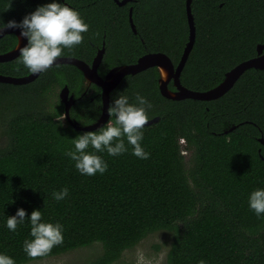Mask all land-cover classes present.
I'll use <instances>...</instances> for the list:
<instances>
[{
    "label": "trees",
    "instance_id": "trees-1",
    "mask_svg": "<svg viewBox=\"0 0 264 264\" xmlns=\"http://www.w3.org/2000/svg\"><path fill=\"white\" fill-rule=\"evenodd\" d=\"M50 2L0 0V21L19 22ZM65 2L80 12L89 30L61 57L92 64L105 42L101 77L152 53L168 55L177 67L189 42L187 0H132L122 7L114 0ZM192 13L197 38L181 82L207 92L257 56L264 41V0H193ZM17 44L13 34L0 39V55ZM18 59L0 63V74H32L23 66L17 71ZM65 86L79 100L73 119L83 125L96 121L102 91L91 85L89 97L75 66H53L28 85L0 83V132L7 140L0 146V251L16 264H30L99 244V255L83 264H122L128 251L164 231L171 236L167 264H198L202 258L208 264H264V217L257 218L247 203L252 190L264 187V70H248L216 101L165 98L157 68L127 76L111 101L124 92L131 102L139 92L151 102L150 120H160L144 128L142 144L150 158L141 160L130 148L118 157L98 153L109 167L94 176H82L64 155L72 147L70 139L90 131H79L66 119L63 125L60 100L56 112L47 108L49 96ZM169 88L175 90L172 82ZM82 109L89 112L86 121ZM182 141L191 153L189 164ZM65 186L69 196L53 200L52 192ZM17 208L29 215L39 209L44 221H59L63 243L30 261L22 248L31 239L27 219L15 233L5 227Z\"/></svg>",
    "mask_w": 264,
    "mask_h": 264
},
{
    "label": "clouds",
    "instance_id": "clouds-1",
    "mask_svg": "<svg viewBox=\"0 0 264 264\" xmlns=\"http://www.w3.org/2000/svg\"><path fill=\"white\" fill-rule=\"evenodd\" d=\"M5 29H19V37L27 41L25 46L19 48L17 71L23 66L31 73L39 74L52 67L57 58L65 54V49L71 51L79 46L84 40L83 34L89 30V24L65 0H51L50 3L37 6L19 22L0 21V33ZM162 78H166L163 70ZM151 108V102L139 92L134 94L131 102L124 92L117 93L107 109L111 119L96 131L70 139L72 147L64 155L74 162L75 169L82 176L102 175L108 170V162L98 153L118 157L129 152L130 148L133 156L141 160L149 159L150 153L145 150L142 141ZM68 196L67 186L52 192V199L57 202ZM247 203L257 218L264 217V187L252 190ZM26 219L30 224L31 239H25L22 248L30 261L46 256L63 243L64 226L59 221H44L39 209H34L29 215L24 208H17L14 215L7 216L5 227L15 233ZM0 264H16V261L0 251ZM198 264H208V261L202 258Z\"/></svg>",
    "mask_w": 264,
    "mask_h": 264
},
{
    "label": "water",
    "instance_id": "water-1",
    "mask_svg": "<svg viewBox=\"0 0 264 264\" xmlns=\"http://www.w3.org/2000/svg\"><path fill=\"white\" fill-rule=\"evenodd\" d=\"M118 6H126L132 0H114ZM193 0H187L186 9L188 16V24L190 28L189 42L184 50L182 59L179 65L176 67L172 59L164 53H152L141 57L137 63L126 66H119L113 68L105 78L99 75V68L104 60L106 54L105 44L102 49L98 51L97 56L93 60L92 64L80 60L74 57H58L54 62L53 66L58 65H72L77 67L82 73L89 84H94L102 89V113L99 119L88 126H82L76 121L71 120V110L75 105L76 100L74 94H71L68 86H65L60 93V100L65 106V118L68 119L70 124L79 131H96L102 127L106 122L111 119L109 117L107 109L111 103V93L119 86L124 78L133 75L136 76L143 73L151 68H157L160 73V91L162 96L173 101L183 100H197V101H216L225 96L231 91L240 78L248 71L252 69L264 70V41L257 48V56L251 60L243 62L242 64L235 67L232 71L226 74L225 80L216 88L207 92H195L182 85L181 75L188 62V59L194 49L197 30L195 25V19L192 13ZM130 23L135 34L138 33L134 20H133V9L130 10ZM16 35L18 38L17 46L5 54L0 55V63H7L19 58V48L25 46L27 43L26 39L19 37V29H5L3 33H0V39L7 35ZM52 66V67H53ZM51 68V67H50ZM162 70L166 73V78H162ZM43 73V72H42ZM30 74L25 77H11L0 74V83L12 84V85H28L35 82L41 75ZM174 84L175 90L169 88L170 83ZM160 120L156 117L149 120L148 124L151 125ZM233 127L231 130H234ZM261 144L264 145V138L261 140Z\"/></svg>",
    "mask_w": 264,
    "mask_h": 264
},
{
    "label": "rangeland",
    "instance_id": "rangeland-1",
    "mask_svg": "<svg viewBox=\"0 0 264 264\" xmlns=\"http://www.w3.org/2000/svg\"><path fill=\"white\" fill-rule=\"evenodd\" d=\"M62 89L63 88L56 89L55 92L51 96H49L47 108L52 112H56L58 110V100H60V93ZM100 115L98 116V118L100 117ZM81 116L82 120L86 121L84 119V113L82 111ZM63 119L65 118H61V120L63 121V125H65V120ZM5 141H7L6 138L0 132V146L6 143ZM182 143V151L187 159V164H189L191 153H189L184 148L185 144L183 141ZM170 240L171 236L167 232L162 231L152 234L141 244H139L134 250L128 251L122 259V264H167L166 256L170 245L167 246L166 244L169 243ZM100 248L101 246L99 244H96L93 246V248L89 247L85 249H79L66 255L46 259L43 261H36L30 264H83L87 261L92 260L95 257V254L96 256L99 255L101 251Z\"/></svg>",
    "mask_w": 264,
    "mask_h": 264
},
{
    "label": "flooded vegetation",
    "instance_id": "flooded-vegetation-1",
    "mask_svg": "<svg viewBox=\"0 0 264 264\" xmlns=\"http://www.w3.org/2000/svg\"><path fill=\"white\" fill-rule=\"evenodd\" d=\"M104 44H105V42L103 43V45H102V47L104 46ZM106 45V44H105ZM100 50V49H99ZM104 61V60H103ZM103 63V62H102ZM102 65V64H101ZM101 67V66H100ZM99 71H100V68H99ZM108 74V73H107ZM106 74V75H107ZM99 75H100V72H99ZM106 75H105V77H106ZM105 77H103V78H105ZM91 85H94V84H89V83H87V81H86V86H85V91L86 92H88V96L90 97L92 94H93V92H92V89H91ZM101 89V88H100ZM62 91V90H61ZM101 91H102V89H101ZM71 92V91H70ZM71 94H72V92H71ZM74 96H75V100H76V103H75V105L72 107V110H71V120L72 121H76V122H78L79 124H81L82 126H88V125H91V124H93V123H95V122H93V123H91V124H88V125H83V123L82 122H79V121H77V120H74L73 119V117H72V111L74 110V108H75V106L78 104V98H76V95L74 94ZM101 100H102V93H101ZM61 101V100H60ZM64 105V104H63ZM64 108H65V106H64ZM92 106L90 107V113H92ZM83 113H84V116H85V114L87 115L89 112L86 110V109H82L81 110ZM81 111L79 112V114L81 115ZM101 116V115H100ZM82 117V116H81ZM64 118H65V116H64ZM66 120H68L67 118H65Z\"/></svg>",
    "mask_w": 264,
    "mask_h": 264
}]
</instances>
